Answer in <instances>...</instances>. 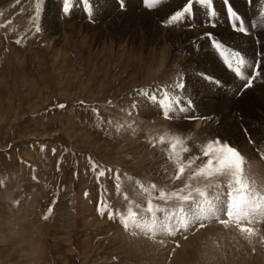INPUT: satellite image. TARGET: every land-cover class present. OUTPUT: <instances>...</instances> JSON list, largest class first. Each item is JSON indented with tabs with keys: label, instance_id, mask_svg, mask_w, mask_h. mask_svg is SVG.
<instances>
[{
	"label": "rangeland",
	"instance_id": "rangeland-1",
	"mask_svg": "<svg viewBox=\"0 0 264 264\" xmlns=\"http://www.w3.org/2000/svg\"><path fill=\"white\" fill-rule=\"evenodd\" d=\"M78 1L65 13L63 0H0V264H238L242 253L241 259L264 264V222L249 238L216 219L175 234L145 235L125 230L119 218L129 208H146L141 184L172 191L188 182L190 170L172 179L178 171L169 158L173 137L189 148L184 160L216 137L227 142L245 157V176L264 197V0H228L237 21L247 23L243 33L227 25L225 0H213L216 26L196 18L167 23L186 0H151L153 8L139 0L112 8L118 3L111 0L95 9L112 11L103 17H87L83 9L107 0H81L75 6L85 20L76 21L70 9ZM127 9L136 11L138 31L126 24ZM206 10L194 3L199 19H207ZM143 12L163 13L165 20L152 26L140 18ZM15 21L16 28L9 27ZM207 33L226 54L227 44L252 56L260 52L259 72L251 73L253 62L246 60L247 71L233 79ZM249 76L252 85L244 88ZM178 83L185 87L177 89ZM165 92L176 108L171 118L150 99L163 100ZM158 194L152 192L154 203L175 207L174 200L155 199ZM101 201L105 215L97 211Z\"/></svg>",
	"mask_w": 264,
	"mask_h": 264
},
{
	"label": "snow or ice",
	"instance_id": "snow-or-ice-1",
	"mask_svg": "<svg viewBox=\"0 0 264 264\" xmlns=\"http://www.w3.org/2000/svg\"><path fill=\"white\" fill-rule=\"evenodd\" d=\"M149 7H152L150 0H144ZM195 4L206 7V15L209 17V23L215 26L213 18L217 13L213 8V0H186L181 11H176L169 19V24L179 22L193 11ZM71 0H63V10L65 13L69 11ZM84 4L88 5L89 0H84ZM228 4V0H225ZM91 11V6L88 8ZM229 16L238 20V14L228 6L226 8ZM241 33L246 31V28L235 24ZM39 31V27L36 29ZM206 38H210L211 43L217 50H221L222 42L215 40L212 33H207ZM20 43L19 40L16 41ZM221 55L223 52L221 51ZM236 56V73H241V66H246V60L241 57L239 52L234 53ZM227 60V57H225ZM229 67L231 62L229 61ZM243 78V77H241ZM254 77L249 76L243 84L244 88L252 85ZM185 85L178 83L177 89H183ZM154 104H158L162 108L165 118H171L170 114L176 110L168 92H165L164 99L158 100L156 95L150 97ZM169 101L165 103V101ZM181 98L175 97V104L179 105ZM191 102L189 101V104ZM63 108L64 105H59ZM180 112L186 111V108H179ZM160 142H164V138H160ZM251 142V141H250ZM178 145L181 146L180 151H177ZM170 149L173 155L169 158L176 164L178 171L172 177L173 180H180L181 177L190 170L188 182L182 187L165 191L163 188H157V185L151 184L144 187L141 184L142 190L148 194L147 206L142 209L141 213L134 211L132 208L127 210V213L120 214V222L125 230L132 229L147 235L151 233L175 234L180 229H188L190 225L199 223L200 227H204L203 221L208 219H216L220 224L225 226H235L238 230L246 234L247 237L256 235L255 229L251 226L257 216H264V197H258L256 191L250 186L249 181L245 176V157L236 148L229 145L227 142H221L219 137L214 140L207 141L201 150V153L196 156L189 157L187 160L182 158V153L188 152L189 148L183 146V141L177 137H173L170 143ZM198 160L203 161L195 168ZM96 168V165H93ZM111 172L112 170H107ZM105 171H99L98 176H104ZM212 177H223L221 182L210 181L203 185H193V180L203 178L209 180ZM119 178V174H117ZM119 189V185L116 186ZM211 189V191H209ZM226 189V190H225ZM157 191L159 194L155 199L163 201L165 205L169 201H176L173 208L162 206L159 203L153 202L152 192ZM107 205L101 201L97 206V211L101 215L106 214ZM51 211V210H49ZM162 214V215H158ZM221 215H226L227 219H221ZM110 219L115 218L114 213H108ZM47 219V217H45Z\"/></svg>",
	"mask_w": 264,
	"mask_h": 264
},
{
	"label": "bare ground",
	"instance_id": "bare-ground-1",
	"mask_svg": "<svg viewBox=\"0 0 264 264\" xmlns=\"http://www.w3.org/2000/svg\"><path fill=\"white\" fill-rule=\"evenodd\" d=\"M98 1V0H97ZM111 0H107L106 2H104V3H97V5L95 4H93V6H92V4H90L91 5V12L89 13V15H95V14H97V13H99V17H103V16H105V15H107L108 14V12H112L111 10H108V12L106 13V12H100V11H95V9H97V8H99V7H105L109 2H110ZM128 0H126V2H127ZM131 2H133L134 0H130ZM139 1H141V2H144L143 0H139ZM151 1V0H150ZM176 1V0H175ZM81 2V0L80 1H78V3H73L72 5V7H71V9H70V13H71V15L73 16V17H76V18H78V19H76V21H80V19L83 21V20H85V17L82 15V16H80L79 15V11H77V9H76V6H77V4H79ZM138 2V1H137ZM136 2V3H137ZM173 2H174V0H173ZM177 2V1H176ZM113 3H116L115 1L113 2ZM118 3V2H117ZM156 3V2H155ZM158 3H156V5H157ZM167 4V3H166ZM165 4V5H166ZM169 4V3H168ZM175 4V3H174ZM183 4V3H182ZM11 5V4H10ZM76 5V6H75ZM125 5H126V3H125ZM243 5V4H242ZM120 6L121 5H119V4H117V5H113V4H110L108 7H114V8H120ZM146 7H149L147 4L145 5ZM144 6V7H145ZM126 7V6H125ZM145 7V8H146ZM179 7H180V4H179ZM237 7V6H236ZM86 8H87V10H88V8L89 7H87L86 6ZM149 8H153V6L152 7H149ZM239 8V7H238ZM3 9V8H2ZM8 9V8H7ZM16 10H18V9H16ZM84 10V9H83ZM128 10V9H127ZM152 10V9H151ZM174 10V9H173ZM9 11V10H8ZM85 11V10H84ZM3 12V11H2ZM97 12V13H96ZM124 13H126L127 15H130V21H128V23H126V24H130V25H132V27H131V29H134L135 31L137 30L138 31V28L139 27H137L136 25H137V23H134V21L137 19L138 20V16H136V18L135 19H133V16H135V15H133L136 11L134 10V9H130V10H128L127 12L126 11H123ZM86 13V12H85ZM120 13H122V12H120ZM147 13V12H146ZM219 13H220V11H219ZM125 14V15H126ZM13 16V13L12 14H10L9 15V17L8 18H11ZM144 18L145 19V21H147L148 23H150V24H152V26H154L155 24H159L161 21H164L165 20V17H164V15H163V13H155L154 14V16H152L151 14H149L148 13V15H144V12H143V14H142V16H140V18ZM153 17L154 18H156L157 20H154L153 19ZM168 17V16H167ZM166 17V18H167ZM121 18V17H120ZM150 18L152 19L151 21H150ZM171 17H169V19H170ZM185 18H187L188 20H190V21H192V22H195V16L193 17V16H191V15H188V16H186ZM21 19V18H20ZM19 19V20H20ZM97 19V18H96ZM168 19V18H167ZM166 19V20H167ZM22 20V19H21ZM98 20H100V19H98ZM114 21V20H113ZM169 21V20H168ZM168 21H167V23H168ZM159 22V23H158ZM80 23V22H79ZM188 25L190 24V23H187ZM191 24H193V23H191ZM196 24V23H195ZM139 25V24H138ZM126 27H127V25H125ZM161 26V25H160ZM9 27H12V28H16V21L15 22H13V23H11L10 25H9ZM156 28V27H155ZM170 28V27H169ZM165 29V28H164ZM106 31V30H105ZM129 31V30H128ZM219 31V30H218ZM229 31V30H228ZM102 32H104V31H102ZM220 32V31H219ZM253 32H255V30L253 31ZM138 34V33H137ZM230 34V33H229ZM259 34V33H258ZM95 35V34H94ZM163 35V34H162ZM220 35V34H219ZM222 35H224V34H222ZM229 36V35H228ZM138 37V36H137ZM162 37V36H161ZM164 37V36H163ZM99 38V37H98ZM107 38V37H106ZM229 38V37H228ZM239 38V37H238ZM194 40V39H193ZM53 41V40H52ZM183 41V40H182ZM228 41V40H227ZM126 42V41H125ZM130 42V41H129ZM200 42V41H199ZM249 42H251V41H249ZM131 43V42H130ZM200 44V43H199ZM198 44V45H199ZM255 44V43H254ZM201 45V44H200ZM248 45V44H247ZM205 46V45H204ZM206 47V46H205ZM207 47H208V44H207ZM165 51V50H164ZM209 51H210V49H209ZM252 51V50H251ZM165 53V52H164ZM208 55V54H207ZM204 56V55H203ZM211 56H213V55H211ZM200 59V58H199ZM205 61V60H204ZM209 61V60H208ZM211 62V61H210ZM213 63V62H212ZM216 63V62H215ZM225 68V67H224ZM217 70V69H216ZM220 70H221V68H220ZM221 72V71H220ZM226 73V72H225ZM220 75V74H219ZM225 79V78H224ZM229 82V81H228ZM151 106V108L153 109V110H156L152 105H150ZM216 106V105H215ZM199 123V122H198ZM201 123V122H200ZM199 123V124H200ZM200 126V125H199ZM244 149V148H243ZM249 149V148H248ZM248 151V150H247ZM254 165V164H253ZM258 167V166H257ZM261 167V166H260ZM257 169V168H256ZM254 170H255V168H254ZM259 173V172H258ZM260 217V216H259ZM225 218V217H224ZM215 228H217V227H215ZM210 230L211 231H213V228L211 229L210 228ZM209 230V233L211 232ZM227 233V232H226ZM228 233H230V232H228ZM234 234V233H233ZM227 235V234H226ZM231 235V234H230ZM206 236V235H205ZM207 236H208V234H207ZM199 237V236H198ZM209 237V236H208ZM223 237V236H222ZM228 237V236H227ZM256 238V237H255ZM255 238H254V240H255ZM191 239H193V238H191ZM190 239V240H191ZM194 239H196V238H194ZM232 239V238H231ZM203 240V239H202ZM224 240H225V238H224ZM230 240V239H229ZM238 240V239H237ZM248 240V239H247ZM257 240V239H256ZM258 240H259V238H258ZM258 240H257V242H258ZM236 242V241H235ZM240 242H241V240H240ZM188 243V242H187ZM190 243L192 244L193 243V241L191 240L190 241ZM211 243V242H210ZM253 243H254V241H253ZM260 244V243H259ZM212 245V244H211ZM221 245V244H220ZM249 245V244H248ZM197 246V245H196ZM210 246V245H209ZM232 246H233V243H232ZM235 247V246H234ZM233 247V248H234ZM245 247H246V245H245ZM248 247V246H247ZM213 248V247H212ZM249 248H253L252 246L251 247H249ZM257 248V247H256ZM185 249V248H184ZM211 249V248H210ZM232 249V248H231ZM254 249V248H253ZM252 249V250H253ZM257 249H260V247L259 248H257ZM263 249V248H262ZM213 250V249H212ZM227 250V249H226ZM237 250V249H236ZM256 250V249H255ZM261 250V249H260ZM223 251V250H222ZM231 251H235V250H231ZM241 251V250H240ZM239 251V252H240ZM254 251V250H253ZM257 252H258V250H256ZM255 251V252H256ZM182 252V251H181ZM237 252H238V250H237ZM248 252V251H247ZM246 252V253H247ZM250 252L252 253V251L250 250ZM180 253V252H179ZM184 253V252H183ZM227 253V252H226ZM236 253V252H235ZM245 253V254H246ZM251 253H250V255H251ZM262 253V252H261ZM188 254H193V252L191 251V252H189ZM238 254V253H237ZM263 254V253H262ZM261 254V255H262ZM242 255H243V253H242ZM242 255H240V256H238V255H236V256H238L239 257V260L238 259H234L238 264H252V262H250V260L248 261V259H241V256ZM248 255H249V253H248ZM252 255H254V254H252ZM251 255V256H252ZM257 255V254H256ZM258 255H259V253H258ZM257 255V256H258ZM195 256V255H194ZM228 256V255H227ZM264 256V255H263ZM230 257V256H229ZM233 257H235V255L233 256ZM237 257V258H238ZM256 257V256H255ZM231 259H233V258H231ZM252 259V258H251ZM260 259V258H259ZM247 260V261H246ZM258 260V259H257ZM256 261V260H255ZM260 261H261V259H260ZM262 261H264V260H262ZM232 262V261H231ZM234 263V262H233ZM232 263V264H233ZM254 263V262H253ZM257 263H259V261L257 262ZM262 263V262H261ZM260 264V263H259Z\"/></svg>",
	"mask_w": 264,
	"mask_h": 264
}]
</instances>
